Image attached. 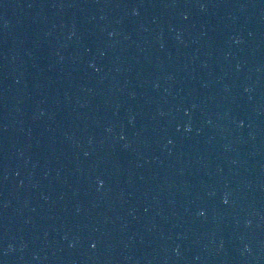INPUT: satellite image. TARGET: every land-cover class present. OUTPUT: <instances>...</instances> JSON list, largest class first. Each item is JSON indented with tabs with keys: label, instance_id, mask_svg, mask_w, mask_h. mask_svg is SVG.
<instances>
[{
	"label": "water",
	"instance_id": "water-1",
	"mask_svg": "<svg viewBox=\"0 0 264 264\" xmlns=\"http://www.w3.org/2000/svg\"><path fill=\"white\" fill-rule=\"evenodd\" d=\"M0 264H264V0H0Z\"/></svg>",
	"mask_w": 264,
	"mask_h": 264
}]
</instances>
